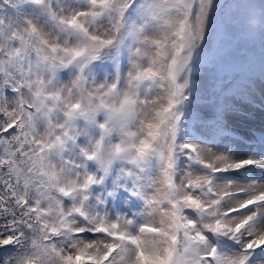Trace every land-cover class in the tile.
<instances>
[{"label": "snow or ice", "instance_id": "6c2138e0", "mask_svg": "<svg viewBox=\"0 0 264 264\" xmlns=\"http://www.w3.org/2000/svg\"><path fill=\"white\" fill-rule=\"evenodd\" d=\"M217 8L0 0V264H264V59L221 54L264 0Z\"/></svg>", "mask_w": 264, "mask_h": 264}, {"label": "rangeland", "instance_id": "374dc122", "mask_svg": "<svg viewBox=\"0 0 264 264\" xmlns=\"http://www.w3.org/2000/svg\"><path fill=\"white\" fill-rule=\"evenodd\" d=\"M241 0H214V3L218 5L217 14L218 16H227L231 11L235 9L237 3ZM229 41L227 47L223 50L221 54H229L232 59L236 62L249 63L251 55H255L256 58L249 63L247 69H245L246 74L252 76H258L261 67V61L264 59V52L260 53L258 48L262 45L261 41L258 39H247V38H234L226 37ZM259 44V46L257 45ZM264 49V45H262ZM259 114L264 115V112L260 110H246V115L239 120H236L235 126L242 132L253 130L251 125L258 124L257 121L264 119V117L259 116ZM139 210V205H133L132 202L127 204L121 202H114L109 205L108 212L111 216L119 215L122 213L131 214Z\"/></svg>", "mask_w": 264, "mask_h": 264}, {"label": "bare ground", "instance_id": "6f19581e", "mask_svg": "<svg viewBox=\"0 0 264 264\" xmlns=\"http://www.w3.org/2000/svg\"><path fill=\"white\" fill-rule=\"evenodd\" d=\"M259 116L264 117V115H262V114H259ZM257 123L258 124L255 123V125H253V126L251 125V128L253 130H259L261 127H264V119H260V121H257Z\"/></svg>", "mask_w": 264, "mask_h": 264}, {"label": "trees", "instance_id": "16d2710c", "mask_svg": "<svg viewBox=\"0 0 264 264\" xmlns=\"http://www.w3.org/2000/svg\"><path fill=\"white\" fill-rule=\"evenodd\" d=\"M254 39L258 40L257 38H254ZM257 45L259 46V44H257ZM258 50H259L260 53L264 52V49H263L262 45L258 48ZM255 58H256L255 55H251L249 63H250V64L253 63L252 61H253ZM249 63H246V64H245V69H247Z\"/></svg>", "mask_w": 264, "mask_h": 264}]
</instances>
